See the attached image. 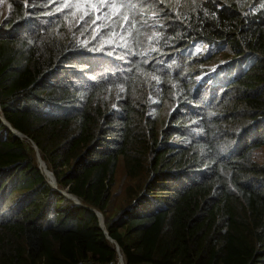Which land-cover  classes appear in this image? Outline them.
<instances>
[{
  "label": "trees",
  "instance_id": "16d2710c",
  "mask_svg": "<svg viewBox=\"0 0 264 264\" xmlns=\"http://www.w3.org/2000/svg\"><path fill=\"white\" fill-rule=\"evenodd\" d=\"M108 2L0 0V264H264V0Z\"/></svg>",
  "mask_w": 264,
  "mask_h": 264
},
{
  "label": "water",
  "instance_id": "95a60500",
  "mask_svg": "<svg viewBox=\"0 0 264 264\" xmlns=\"http://www.w3.org/2000/svg\"><path fill=\"white\" fill-rule=\"evenodd\" d=\"M3 122H4V124H6V126H7L8 128H10L11 131H12L15 135H17L19 138H25V139H26V136H25L24 134H22L21 132H19V131L16 130V129L11 128V127L7 124V122H6L5 120H3ZM28 140H29V139H28ZM29 141H30V140H29ZM30 143H31V146L33 147V149H34V151H35V156H36V159H37V154H38L39 150H38V148H37V146H36V144H35L34 142L30 141ZM38 168L40 169L39 165H38ZM40 171H41V173L46 177V175L42 172L41 169H40ZM49 171H50V173H51V175H52V178H51V179H48V178L46 177V178H47V181H48V183H49L54 189H56L57 187H56V180H55V177H54L52 171H51V170H49ZM60 191H61V190H60ZM61 192H63L65 195H67L68 197H70L71 199H73V201H74L77 205L80 204V201H79V199H78L76 196H74V195H72V194H69V193H67V192H65V191H61ZM95 212H96V215L98 216V220H99V226H100V228H101V229L103 230V232L105 233V236H106L111 242H113V243L115 244V249H116V253H117V261L120 259L121 262H122L121 264H126V263L123 261V258H122V256H121V253H120V251H119V246H118V244L115 243V241H114L112 238H110L109 235H108V233H107V230H106V228H105V226H104L103 216H102L101 212L98 211V210H95ZM116 264H117V263H116Z\"/></svg>",
  "mask_w": 264,
  "mask_h": 264
},
{
  "label": "rangeland",
  "instance_id": "374dc122",
  "mask_svg": "<svg viewBox=\"0 0 264 264\" xmlns=\"http://www.w3.org/2000/svg\"><path fill=\"white\" fill-rule=\"evenodd\" d=\"M25 139V138H24ZM40 156V155H39ZM41 158V157H40ZM256 158L260 161H264V148L260 149L259 151H257L256 153ZM35 160L37 162V159H36V156H35ZM39 162V165L41 163V160H38ZM38 162H37V165H38ZM124 168L122 167V165H119L118 167V170H117V173H116V176H115V182L117 185H120L121 187V192L124 191L126 185L128 184V180H127V177L125 175V172L123 170ZM47 179V178H46ZM117 264H120L119 263V260L117 261Z\"/></svg>",
  "mask_w": 264,
  "mask_h": 264
},
{
  "label": "snow or ice",
  "instance_id": "6c2138e0",
  "mask_svg": "<svg viewBox=\"0 0 264 264\" xmlns=\"http://www.w3.org/2000/svg\"><path fill=\"white\" fill-rule=\"evenodd\" d=\"M146 2H147V0H142V3H146ZM129 6L134 8L135 4L121 3L118 6L115 2H111V0H109V2H108V7L113 10L112 14L113 15H117V16L121 14V8H126V7H129ZM101 7H104V3L103 2L101 3ZM99 18L100 17H97V19H99ZM123 18H124L125 22H127L130 19L129 16H124ZM94 23H95V21H94Z\"/></svg>",
  "mask_w": 264,
  "mask_h": 264
},
{
  "label": "bare ground",
  "instance_id": "6f19581e",
  "mask_svg": "<svg viewBox=\"0 0 264 264\" xmlns=\"http://www.w3.org/2000/svg\"><path fill=\"white\" fill-rule=\"evenodd\" d=\"M39 155L40 154L38 152V154H37V160H40V156ZM39 167L41 168V170L43 171V173L46 175V177L48 179H51L52 178V175H51L49 169L46 167V165H45V163H44V161L42 159H41V163H40ZM119 263L120 264L122 263L120 259H119Z\"/></svg>",
  "mask_w": 264,
  "mask_h": 264
}]
</instances>
